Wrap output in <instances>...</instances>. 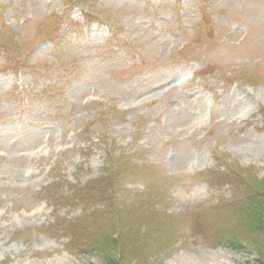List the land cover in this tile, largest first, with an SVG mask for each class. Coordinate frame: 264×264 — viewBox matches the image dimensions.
Segmentation results:
<instances>
[{"label":"rangeland","instance_id":"obj_1","mask_svg":"<svg viewBox=\"0 0 264 264\" xmlns=\"http://www.w3.org/2000/svg\"><path fill=\"white\" fill-rule=\"evenodd\" d=\"M260 190L264 0H0V264H264Z\"/></svg>","mask_w":264,"mask_h":264},{"label":"trees","instance_id":"obj_2","mask_svg":"<svg viewBox=\"0 0 264 264\" xmlns=\"http://www.w3.org/2000/svg\"><path fill=\"white\" fill-rule=\"evenodd\" d=\"M113 178L116 180V178H117L116 175ZM109 183H111L113 185L112 180H111V182H109V180H106L105 183L96 182L95 184L97 185L98 190L96 189V191H95L96 193L94 191H93V193L90 192L92 194H89V197L90 198H94V197L97 198V197H99V193H100L101 187H103L104 184H109ZM253 207H254V211L252 212V214L253 213L255 214L254 215L255 216L254 217V220H255V222H256V224L258 226L257 228L259 230L263 231L264 230V190H260L258 193H256V196H255V199H254V206ZM199 227H200V225L197 224L196 225V234L198 236H200ZM66 235L67 236L68 235L70 236V229H67Z\"/></svg>","mask_w":264,"mask_h":264}]
</instances>
